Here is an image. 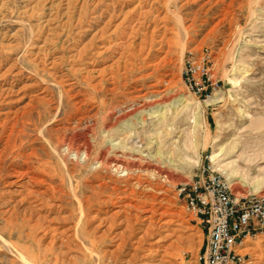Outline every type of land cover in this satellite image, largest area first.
Listing matches in <instances>:
<instances>
[{
    "label": "rangeland",
    "instance_id": "374dc122",
    "mask_svg": "<svg viewBox=\"0 0 264 264\" xmlns=\"http://www.w3.org/2000/svg\"><path fill=\"white\" fill-rule=\"evenodd\" d=\"M209 166L264 194V0H0V264H198Z\"/></svg>",
    "mask_w": 264,
    "mask_h": 264
},
{
    "label": "built area",
    "instance_id": "2783aa9c",
    "mask_svg": "<svg viewBox=\"0 0 264 264\" xmlns=\"http://www.w3.org/2000/svg\"><path fill=\"white\" fill-rule=\"evenodd\" d=\"M211 53H192L184 62L183 81L189 92L199 100L212 98L218 84L210 73ZM198 180L182 186L187 209L199 220L206 233L202 264H255L244 254L249 240L264 238V194L239 196L226 177L210 166L197 175Z\"/></svg>",
    "mask_w": 264,
    "mask_h": 264
},
{
    "label": "crops",
    "instance_id": "0c3cea01",
    "mask_svg": "<svg viewBox=\"0 0 264 264\" xmlns=\"http://www.w3.org/2000/svg\"><path fill=\"white\" fill-rule=\"evenodd\" d=\"M200 256L198 257V259H197V261H198V264H202L201 262H200Z\"/></svg>",
    "mask_w": 264,
    "mask_h": 264
},
{
    "label": "bare ground",
    "instance_id": "6f19581e",
    "mask_svg": "<svg viewBox=\"0 0 264 264\" xmlns=\"http://www.w3.org/2000/svg\"><path fill=\"white\" fill-rule=\"evenodd\" d=\"M87 48H89V47H87ZM87 48L84 49V53L87 51V50H86ZM104 236H105V234H104Z\"/></svg>",
    "mask_w": 264,
    "mask_h": 264
}]
</instances>
